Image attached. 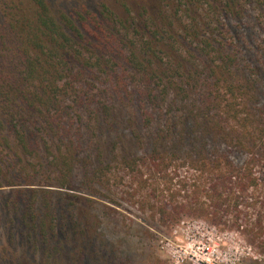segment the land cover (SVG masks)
Here are the masks:
<instances>
[{
	"label": "rangeland",
	"instance_id": "rangeland-1",
	"mask_svg": "<svg viewBox=\"0 0 264 264\" xmlns=\"http://www.w3.org/2000/svg\"><path fill=\"white\" fill-rule=\"evenodd\" d=\"M216 1H222L221 8L227 0ZM48 2L55 15L61 9L76 14L84 7L79 0ZM86 5L92 14H100L106 5L130 29L118 27L121 33L108 47L115 51L107 50L109 68L82 70L76 65L73 73L66 74L75 87H68L60 105L66 112L62 126L72 127L68 140H58L55 134L51 139L43 130L51 115L43 108L42 112L37 108L23 112L22 99L13 105L18 120L25 114L22 122L0 117V264H264L260 244L264 238L250 242L251 234L189 214L175 216L171 209L161 211L170 201L168 187L179 192L185 178L194 179L188 166L177 163L166 174L140 166L142 174H135L126 165L131 159L146 157L155 147L188 148L198 143V137L212 154L225 155L236 165L247 162V151L229 146L215 134H201L202 128L196 125L204 102V79L216 81L206 68L213 66L209 55L214 53L203 40L222 50L224 57H232L229 70L219 71L224 73L223 86L226 82L252 86L254 94L251 118L223 122L224 126L246 125L254 141L264 143V0L244 5L247 11L236 16L207 5L202 10L197 6L186 10L178 0L169 4L88 0ZM189 25L193 26L191 37L186 31ZM156 31L162 36L152 34ZM120 34L127 40L136 37L138 45L128 44L119 51ZM132 51L144 60L146 69L141 73L127 64ZM94 56L85 53L84 57ZM160 70L171 80L192 71L202 72L203 78L192 82L197 87L187 99L170 91L166 104L153 107L145 101V87L159 82L153 73L161 74ZM14 129L29 138L28 150L11 137ZM69 138L76 141L75 146L69 147ZM52 151L67 158L70 151L71 168L69 161L67 165L62 162L63 156L55 162ZM102 168L104 175L88 176V171ZM261 192L251 190L249 195L253 198ZM183 195L179 202L184 201ZM260 196L257 209L264 215V193ZM202 201L209 203L205 198ZM248 210L254 219L256 213ZM44 220L48 235L40 237Z\"/></svg>",
	"mask_w": 264,
	"mask_h": 264
},
{
	"label": "trees",
	"instance_id": "trees-1",
	"mask_svg": "<svg viewBox=\"0 0 264 264\" xmlns=\"http://www.w3.org/2000/svg\"><path fill=\"white\" fill-rule=\"evenodd\" d=\"M48 1L0 0L2 17L0 18V117L6 116L11 123L25 119L23 114L18 120L19 115L13 110L18 98L22 99L26 106L23 112H33L34 108L42 112L43 108L51 115V121L46 120L43 129L51 139L56 136L58 140H68V133L70 134L72 127L62 126L66 123V112L60 105L63 97L69 92L68 87L69 90L75 87L73 82H69L66 74L73 73L76 65L82 70L86 67L109 68L106 64L107 57L115 50H108V47L114 44L117 34L121 33L118 27L120 30L130 28L119 22L120 20H117L106 5L102 6L100 14H92L86 5L88 0H79L84 3L81 12L70 15L69 9H61L59 14L55 15ZM160 1L164 4L170 2V0ZM255 1L259 0H227L220 8L222 1L219 0L218 4L216 0L214 3L210 0H178L186 10L193 6L202 10L203 5H207L215 11L234 16L245 10L244 5L253 4ZM192 28L193 26L189 25L186 29L190 37L189 32ZM152 34L162 36L158 31ZM135 38L127 40V36L120 34L117 39L121 46L119 51H123L128 44L136 47L138 42L136 43ZM169 38H172L175 44L179 43L174 37L169 36ZM203 42L205 46H210L211 52L214 53L215 57L209 55L213 66L206 68L211 71L216 81L204 79L202 85L204 102L202 109L196 115V125L202 128L201 134H215L229 146L247 151V162L236 165L225 155L212 154L202 142V137H198V143L192 142L188 148L155 147L146 157L131 159V163L126 165L130 172L135 174H142L140 166H145L152 173L165 174L177 163L182 164L183 167L188 166L187 168L195 174L194 179L185 178L179 192H173L172 188L168 187L170 201L161 208V211L165 213L171 209L175 216L189 214L215 226L238 230L247 236L251 234L250 242H254L264 238V215L257 209L259 201L262 200L260 194L264 193V143L257 144L254 141V133L246 125L242 128L236 125L225 127L223 123L232 121L240 123L251 118L253 112L249 108L254 98L252 86L244 87L234 82H226L223 86L224 73L220 72L229 70L232 57H224L222 50H218L211 42L207 40ZM150 45L152 44L148 43V46ZM139 46L145 47L141 43ZM85 53L95 55L94 59L85 58ZM143 61L137 52L132 51L127 64L141 73L146 69ZM71 63L75 65H69ZM160 72L161 74L153 73L154 80L157 79L159 82L145 87L147 91L145 101L153 107L166 104L170 91L176 93V96L183 97L182 100L187 99L193 92L191 89L197 87L192 82L203 78L202 72L192 71L188 76L171 80V76L166 75L167 72L161 70ZM62 80L65 82L63 86L60 85ZM12 134L11 136L10 133L9 136H15V141L21 148L29 149L30 141L24 133L14 129ZM261 137L264 139L263 136ZM3 139L4 143L9 141L7 138ZM75 145L76 141L69 138V147ZM69 154L71 157L67 158L62 154L55 155L52 151L51 156L55 162L62 160L63 156L62 162L67 165L69 161L67 166L70 169L73 158L70 151ZM104 172H106L104 168L92 173L88 171V176L100 177ZM189 180L192 183H189ZM251 190L262 192L259 196L255 195L251 198L249 195ZM182 192H184V201L179 202ZM203 198L209 203L202 201ZM152 208L155 210V207ZM250 208L256 213L254 219L249 218ZM35 219L38 223V216ZM40 224L43 231L40 237L42 234L47 237L48 228L45 220L40 221ZM260 244L264 248V239Z\"/></svg>",
	"mask_w": 264,
	"mask_h": 264
}]
</instances>
